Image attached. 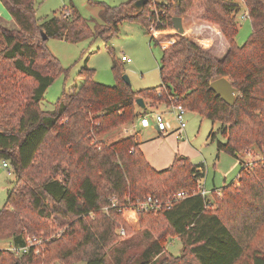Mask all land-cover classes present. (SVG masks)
Listing matches in <instances>:
<instances>
[{"label": "trees", "instance_id": "1", "mask_svg": "<svg viewBox=\"0 0 264 264\" xmlns=\"http://www.w3.org/2000/svg\"><path fill=\"white\" fill-rule=\"evenodd\" d=\"M0 1L17 26L10 30L0 23V161L6 160L16 176L0 208V240L11 241L0 248V264L63 260V245L50 257L44 253L51 243L45 250H11L39 235L42 220H49L52 212L81 229L82 244L89 247L80 253L85 264H106L105 250L126 243L115 231L123 210L148 196L161 207L136 212L142 231L153 240L128 264H264V0H201L198 18L216 24L227 41L222 58L181 35L162 49L158 86L134 90L116 63L115 85H104L85 67L78 72L81 84L64 91L50 110L41 109L40 102L63 68L47 39L108 40L125 21L139 24L150 35L154 9L159 12L157 28L171 29L172 18L192 12L198 0H149L140 10L131 6L134 0L119 5L88 0L99 8L92 19L83 18L74 5L38 18L34 0ZM241 9L248 12L251 33L238 45L235 17ZM150 42L157 43L151 35ZM219 77L235 88L232 105L209 88ZM137 98L181 105L219 122L217 131L225 140L217 141V150L239 161L236 182L213 190L210 197L191 194L166 205L174 193L195 190L204 176L202 163L175 156L167 168L155 170L135 136L111 143L97 139L147 113L146 105L136 113ZM253 151L257 158H242ZM210 198L216 203L213 209ZM70 233L64 231L60 241ZM173 237L181 241L179 255L165 248Z\"/></svg>", "mask_w": 264, "mask_h": 264}, {"label": "rangeland", "instance_id": "2", "mask_svg": "<svg viewBox=\"0 0 264 264\" xmlns=\"http://www.w3.org/2000/svg\"><path fill=\"white\" fill-rule=\"evenodd\" d=\"M94 1H103L110 5H119L128 0ZM34 3L38 18L52 16L62 9H68L71 5H74L80 15L85 19L96 18L99 11V8L90 4L88 0H34ZM193 7L192 12L180 16L183 20L182 24L184 28L182 35L193 40L204 49L210 48L213 53L220 52L218 33H221V31L219 27L214 23L206 22L198 18L202 10L201 0L195 1ZM243 11L241 9L235 17L238 31L234 40L238 45L244 43L251 33L250 19H243L241 17ZM64 12H67V10ZM0 17L5 20H2L3 23L0 22L5 27L10 30L17 29L16 24L12 21L8 10L1 1ZM201 22L205 25L215 27L218 33L214 28H209L205 25L196 26V24H200ZM92 24L93 22H90L91 29L93 28ZM156 35L157 38L154 40L157 43L150 42V35L139 24L125 21L120 24L119 31L108 40L100 37H88L80 42L70 43L62 39H47L46 45L59 60L63 71L54 77L53 82L44 92L43 99L40 102V108L43 110L52 109L64 91H68L75 86L78 87L82 82V78H80L78 72L81 68L85 67L93 69V79L104 85H115L117 73H115L113 67L116 63L119 69V75L121 77L126 75L134 90L158 86L161 83L159 76V60L162 54L161 46H165V48L170 46L181 34L171 28L157 32ZM221 35L223 36L222 33ZM1 46L2 40L0 36ZM122 56L129 58L130 62L121 61ZM144 103L146 105V112L149 115L155 111L162 112L167 110V105L164 103H157L150 100H145ZM142 112L143 108L137 105L136 113L141 114ZM165 116L171 126L168 134H161L153 129V123L151 124L152 128L141 129L137 126V120L134 119L98 136L97 139L103 140L105 143H111L126 135L134 136L138 132V137H135L142 141V145L139 147L147 162L152 160L159 162L161 160L159 163L150 164L153 169L162 170L167 168L170 164L167 165L165 163V157L169 156L171 160L175 156L186 157L190 163H203L205 174L203 183L205 189L210 191V193L215 189L219 190L231 181L236 182V177L240 169L239 161L234 155L217 150V141L225 140L221 132L217 131L220 125L219 122H212L193 111L187 110L184 131L182 130L176 135V131L173 129H176L177 122L171 113L166 112ZM213 131L216 133L214 138L210 136ZM255 153L253 151L244 154L242 158L246 161H251L257 158V154ZM9 170L10 173L2 167V162L0 161V208L5 204L7 190L11 187V182L14 181L15 183L16 176L11 168ZM218 193L220 194L219 191ZM215 207L216 203L213 200L212 209ZM106 210L107 208L104 209V211ZM94 217L92 214L89 218L93 219ZM121 218L120 226L115 231L121 236L120 238L125 239L126 243L117 245V249L119 250L116 248L105 250L106 264H128L132 262L136 258V255L145 249L151 240H153V235H148L142 231L143 229L136 211L131 208L124 209ZM43 222V228L38 232L39 235H36L41 238V245H37L38 249L45 250L48 243H51L49 251L44 253V255L47 253V257H50L53 255V249L55 251L57 247L63 245L62 255L65 257L63 260L52 259L45 264H85V260L81 259L82 256L80 253L89 249V247L82 244L83 233L81 229L77 228V226L72 227L70 221L54 212H52L49 220H42ZM124 228L127 231L126 234L124 233ZM66 230L71 231V236L65 237L60 241L62 239L60 238L61 235ZM181 247V241L177 237L170 238L165 244L166 250L173 255H179L181 253Z\"/></svg>", "mask_w": 264, "mask_h": 264}, {"label": "built area", "instance_id": "3", "mask_svg": "<svg viewBox=\"0 0 264 264\" xmlns=\"http://www.w3.org/2000/svg\"><path fill=\"white\" fill-rule=\"evenodd\" d=\"M155 12V19L150 22L148 31L150 33V35L155 39L157 38V32H161L163 30H159L157 28V21H159V12L154 9ZM66 14L68 13L65 12ZM160 14H164L163 11L160 12ZM241 17L243 19L248 18V12L246 10L243 11V14L241 15ZM156 41V40H155ZM160 45V44H159ZM162 48H165V46ZM121 61H125V62H130L129 58H126L125 56L121 57ZM186 109L184 107H182L181 105H174V104H169L167 105V110L164 111H155L154 113H152L151 115L145 113L143 116H141L138 121H139V125L141 127H152V123H153V128H155L159 133L161 134H168L171 130V126L169 121L166 119V112H169L172 114V116L174 117L175 121L177 122V127L176 129H173L176 131V135L179 134L186 126V120H185V114H186ZM2 167L7 169V171L10 173V168H9V164L7 163L6 160H2ZM191 194H200L204 197H208V195H210V191H207L204 187V183H203V179L197 180V187L195 188V190L189 192V191H178L176 193H174L171 197H169V199L167 200V202L165 203L166 205H169L172 200H176V199H181V198H185L188 195ZM219 194V193H218ZM161 207V203L158 202V200L156 198H153L151 196L146 197L142 202L137 203L136 205H134L133 208H131L134 211H138L139 209H147V208H151V209H158ZM41 245V238L33 235V236H29L27 238V242L26 245L23 246L20 249H15V248H11L12 251H17V252H23L26 251L28 248L36 246L37 245Z\"/></svg>", "mask_w": 264, "mask_h": 264}, {"label": "water", "instance_id": "4", "mask_svg": "<svg viewBox=\"0 0 264 264\" xmlns=\"http://www.w3.org/2000/svg\"><path fill=\"white\" fill-rule=\"evenodd\" d=\"M148 1L149 0H134L131 3V6L136 10H140L148 3ZM172 26L173 29L179 34L182 35L184 33L182 18L180 16H174L172 18ZM42 37L43 39L47 38L44 32H42ZM122 78L127 84L130 85V81L126 75H123ZM209 88L213 90L216 96L220 97L225 103L229 105H232L234 103L236 91L231 82L226 77H219L214 79L210 82ZM136 104L141 108L145 107V103L142 98H137Z\"/></svg>", "mask_w": 264, "mask_h": 264}, {"label": "crops", "instance_id": "5", "mask_svg": "<svg viewBox=\"0 0 264 264\" xmlns=\"http://www.w3.org/2000/svg\"><path fill=\"white\" fill-rule=\"evenodd\" d=\"M12 19V18H11ZM2 20L3 21H5L2 17H0V22H2ZM13 21V20H12ZM183 21V20H182ZM3 23V22H2ZM199 25H205L204 23H200V24H196V26H199ZM205 26H208L209 28H214L215 29V27H213V26H211V25H205ZM216 30V32L218 33V31H217V29H215ZM219 35V41H220V43H219V45H220V48H221V50H220V52H218L217 51V53H213V51L210 49V48H205L206 50H208L211 54H213L215 57H217V58H222L224 55H225V53L227 52V49H228V45H227V43H226V41H225V39L223 38V36L221 35V33H218ZM162 47V46H161ZM163 49V48H162ZM123 62H125V61H123ZM137 122H138V124H137V126H139L141 129H145V127H141L140 125H139V121H138V119H137ZM146 128H149V127H146ZM152 128V127H151ZM153 129H155V128H153ZM156 130V129H155ZM183 131H184V129H183ZM138 132H136L135 134H134V136H137L138 137V134H137ZM137 139V141L140 143V145H142V141L139 139V138H136ZM153 161V162H152ZM152 161H150L149 162V164H154V163H159V162H156L155 160H152ZM164 161H165V163L167 164V165H169V164H171L170 162H172L173 160H171V158L168 156V157H165L164 158ZM200 163H202V162H200ZM151 164V165H152ZM203 164V163H202ZM5 169V168H4ZM204 176H205V174H204ZM204 176L203 177H201L202 179L204 178ZM11 245V241L10 240H0V248H7V247H9Z\"/></svg>", "mask_w": 264, "mask_h": 264}]
</instances>
